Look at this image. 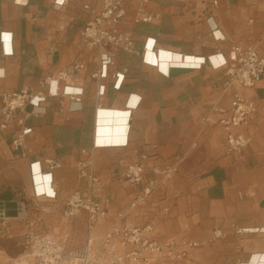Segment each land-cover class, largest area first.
Here are the masks:
<instances>
[{"label": "crops", "instance_id": "1", "mask_svg": "<svg viewBox=\"0 0 264 264\" xmlns=\"http://www.w3.org/2000/svg\"><path fill=\"white\" fill-rule=\"evenodd\" d=\"M60 1L0 0V107L3 92L36 86L49 74L83 64L60 83L57 96H49L27 119L33 130L21 149H14L10 133L0 137V198H30L62 212L72 192L86 185L79 163L89 159L102 181L99 198L107 209L95 226L98 245L135 196L136 188L119 173L145 154L149 163L174 164L177 171L129 220L154 222L161 238L197 242L221 228L226 238L218 242L227 247L226 264H243L254 253H264V78L253 88L227 87V76L214 68L213 57L227 55L233 44H253L264 52V0H150L147 8L155 15L150 23L133 21L140 0H121L126 16L120 26L133 31V52L85 43L82 29L102 0ZM151 41L157 52L191 54L199 65L172 64L164 71L147 59ZM117 74L124 75L119 87ZM236 95L253 99L257 111L252 123L240 129L250 144L231 152L219 115L210 110L229 106ZM114 109L128 113L126 141L100 145V111ZM11 126L19 128L17 121ZM47 159L61 165L49 172ZM38 173L49 175L53 193L39 189ZM81 215L76 221L85 242ZM75 230L58 238L71 247ZM131 248L120 246L119 252ZM191 251L181 264L191 261Z\"/></svg>", "mask_w": 264, "mask_h": 264}, {"label": "built area", "instance_id": "2", "mask_svg": "<svg viewBox=\"0 0 264 264\" xmlns=\"http://www.w3.org/2000/svg\"><path fill=\"white\" fill-rule=\"evenodd\" d=\"M150 0H140L135 23H150L155 15L148 10ZM59 3V0H57ZM64 0L60 1L63 3ZM126 16V10L121 0H102V6L97 15L82 29V37L90 47H106L113 45L127 52L134 51V33L132 30L121 28ZM216 60L214 68L223 69L227 76L226 86L235 83L243 87L253 88L264 78V52L256 45L246 47L233 44L225 55L218 52L213 56ZM206 59H204L205 61ZM83 67L80 61L75 62L69 69H63L49 74L36 86H26L12 92H3L0 107V137L10 133L14 149H21L26 137L33 128L27 124V119L37 112L49 96H57L60 83L70 75H76ZM99 72L95 73L98 75ZM115 86L119 87L124 78L117 74ZM55 86L54 91L51 87ZM67 92V87L62 91ZM79 96L81 93H68ZM76 101H80L76 97ZM33 107L29 111V106ZM219 115L218 122L226 133V148L228 151H241L251 142V138L240 129L248 127L257 111V105L251 98L236 95L229 106L213 105L210 110ZM208 116L203 120L207 121ZM17 121L18 127L11 125ZM147 155L129 163L118 176L136 188L135 196L128 206L120 213L117 221L105 232L98 245L95 243L94 230L97 222L104 218L107 209L99 194L103 184L95 173V168L89 159L79 163V174L86 181L72 192L66 200L62 214L74 218L84 214L86 221V241L77 247H70L60 238L37 232L28 231L24 253L15 259L16 264H181L189 251L201 244L186 239L160 237L155 232L154 222L135 223L128 216L136 210L149 205L152 194L166 184L177 171L174 164L149 163ZM48 171L51 172L61 165L55 159L46 160ZM4 208L0 209L1 226L5 227L6 217ZM3 228L0 227V237ZM223 236L221 229H216L207 241L212 242ZM131 246L130 250L119 252V247Z\"/></svg>", "mask_w": 264, "mask_h": 264}, {"label": "rangeland", "instance_id": "3", "mask_svg": "<svg viewBox=\"0 0 264 264\" xmlns=\"http://www.w3.org/2000/svg\"><path fill=\"white\" fill-rule=\"evenodd\" d=\"M215 31L217 29L213 30V32ZM218 39L221 38L219 37ZM174 176L159 189L167 187ZM18 207L16 215H4L6 217L5 227L0 225L4 229V233L0 237V264H16L15 259L20 257L25 251L26 234L30 230L58 238L63 231L75 228V232L70 236V242L71 244L73 243L71 247H77L83 244L85 235L82 234V224L76 221L78 217L82 216L81 214L70 219L64 217L60 209H50L48 208L49 205L38 204V202L36 203L30 198L24 200L19 199ZM0 224H2V221ZM78 228L81 230L78 231ZM216 229L221 228H214L211 235ZM224 238H226V233L223 231V236L212 242L206 240L199 241L201 244L192 248V251L190 250L192 252V258L188 264H226L229 260L226 253L227 247L225 244L218 242ZM152 264H158V262Z\"/></svg>", "mask_w": 264, "mask_h": 264}, {"label": "bare ground", "instance_id": "4", "mask_svg": "<svg viewBox=\"0 0 264 264\" xmlns=\"http://www.w3.org/2000/svg\"><path fill=\"white\" fill-rule=\"evenodd\" d=\"M62 1V0H61ZM147 59L164 71L172 64L180 66L199 65V59L191 54H180L168 49H161L160 52L154 50V44H149ZM129 117L125 110H101L99 116L98 138L100 145H122L126 141L127 130L129 127ZM37 181L40 182L39 189L48 193H53L50 186L49 175L37 174ZM243 264H264V253L256 252Z\"/></svg>", "mask_w": 264, "mask_h": 264}, {"label": "water", "instance_id": "5", "mask_svg": "<svg viewBox=\"0 0 264 264\" xmlns=\"http://www.w3.org/2000/svg\"><path fill=\"white\" fill-rule=\"evenodd\" d=\"M4 199V200H3ZM4 208V212L7 216L16 215L18 211V202L14 201L9 196H3L0 198V209Z\"/></svg>", "mask_w": 264, "mask_h": 264}]
</instances>
